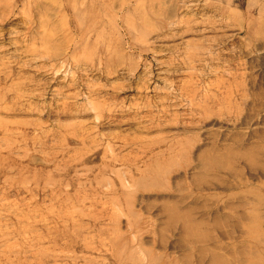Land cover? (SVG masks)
Instances as JSON below:
<instances>
[{"label": "rangeland", "instance_id": "rangeland-1", "mask_svg": "<svg viewBox=\"0 0 264 264\" xmlns=\"http://www.w3.org/2000/svg\"><path fill=\"white\" fill-rule=\"evenodd\" d=\"M0 264H264V0H0Z\"/></svg>", "mask_w": 264, "mask_h": 264}, {"label": "bare ground", "instance_id": "bare-ground-1", "mask_svg": "<svg viewBox=\"0 0 264 264\" xmlns=\"http://www.w3.org/2000/svg\"><path fill=\"white\" fill-rule=\"evenodd\" d=\"M216 263V262H215Z\"/></svg>", "mask_w": 264, "mask_h": 264}]
</instances>
